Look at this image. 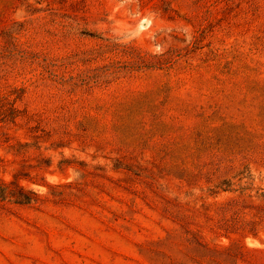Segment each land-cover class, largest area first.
<instances>
[{
	"label": "rangeland",
	"instance_id": "obj_1",
	"mask_svg": "<svg viewBox=\"0 0 264 264\" xmlns=\"http://www.w3.org/2000/svg\"><path fill=\"white\" fill-rule=\"evenodd\" d=\"M0 180V264H264V0H0Z\"/></svg>",
	"mask_w": 264,
	"mask_h": 264
},
{
	"label": "trees",
	"instance_id": "obj_2",
	"mask_svg": "<svg viewBox=\"0 0 264 264\" xmlns=\"http://www.w3.org/2000/svg\"><path fill=\"white\" fill-rule=\"evenodd\" d=\"M73 78V77H72ZM91 78L88 76L86 78H82V83H89ZM79 81H74L71 85L77 86ZM16 113V109L12 108L9 114V118L13 117ZM0 200L1 201H13L19 204H31L32 202H37L39 200L38 195L32 191L25 188L21 185L17 180L6 182L0 180Z\"/></svg>",
	"mask_w": 264,
	"mask_h": 264
}]
</instances>
